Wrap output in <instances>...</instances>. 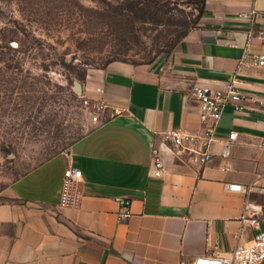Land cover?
<instances>
[{
  "label": "crops",
  "instance_id": "1",
  "mask_svg": "<svg viewBox=\"0 0 264 264\" xmlns=\"http://www.w3.org/2000/svg\"><path fill=\"white\" fill-rule=\"evenodd\" d=\"M245 53L264 54V0H205L197 25L172 52L149 64L118 60L91 72L85 93L105 103L102 121L4 191L0 264H189L252 245L264 231L263 110L249 99L240 113L228 105L213 158L201 168L164 142L168 131L201 128L195 84L218 89L236 79L247 98L264 99V70L241 65ZM233 132L237 139L224 157ZM153 148L163 160L160 177ZM71 167L82 172L80 198L63 207ZM226 184L246 192H230ZM123 201H130L125 222Z\"/></svg>",
  "mask_w": 264,
  "mask_h": 264
},
{
  "label": "rangeland",
  "instance_id": "2",
  "mask_svg": "<svg viewBox=\"0 0 264 264\" xmlns=\"http://www.w3.org/2000/svg\"><path fill=\"white\" fill-rule=\"evenodd\" d=\"M205 0H0V201L96 122L88 76L149 64L197 25Z\"/></svg>",
  "mask_w": 264,
  "mask_h": 264
},
{
  "label": "built area",
  "instance_id": "3",
  "mask_svg": "<svg viewBox=\"0 0 264 264\" xmlns=\"http://www.w3.org/2000/svg\"><path fill=\"white\" fill-rule=\"evenodd\" d=\"M241 65H249L264 70V54L245 53L240 61ZM191 96L199 106V120L201 128L196 132H181L171 130L165 133L164 142L167 149L178 158L185 160L192 167H204L211 162L213 155L210 148L214 142V134L221 120L224 109L231 105L236 113L243 110V102L251 100L264 112V99L247 98L238 88L236 79L223 88H213L204 84H195L191 90ZM84 105L90 109L93 121L100 123L102 114L106 109L105 103L92 99H85ZM237 139V133L229 136V141L224 143L222 155L228 157L233 143ZM154 163V175L160 177L163 170V160L158 149L151 151ZM225 170L227 167L224 168ZM83 181L82 172L76 168H69L65 174L64 189L61 206H77L80 193L76 190L77 183ZM226 190L230 192H246L241 184H226ZM130 201L122 202L119 213V221L125 222L130 217ZM246 209H250L247 205ZM253 228L258 229L256 219L249 220ZM180 264H186L181 262ZM189 264H264V231L255 234L252 245L238 247L227 256L209 253L205 256L195 257Z\"/></svg>",
  "mask_w": 264,
  "mask_h": 264
},
{
  "label": "trees",
  "instance_id": "4",
  "mask_svg": "<svg viewBox=\"0 0 264 264\" xmlns=\"http://www.w3.org/2000/svg\"><path fill=\"white\" fill-rule=\"evenodd\" d=\"M202 14H203V9L201 10V13H200L199 16H198L197 23H198L199 19L201 18ZM189 25H190V23H187V24H186V30H185V33H184L183 37H185L186 34L188 33V31H189V30H188Z\"/></svg>",
  "mask_w": 264,
  "mask_h": 264
}]
</instances>
